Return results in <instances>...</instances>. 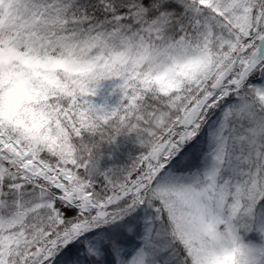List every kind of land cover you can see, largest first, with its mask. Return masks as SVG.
I'll list each match as a JSON object with an SVG mask.
<instances>
[{"label":"snow or ice","instance_id":"snow-or-ice-1","mask_svg":"<svg viewBox=\"0 0 264 264\" xmlns=\"http://www.w3.org/2000/svg\"><path fill=\"white\" fill-rule=\"evenodd\" d=\"M0 264H264V0H0Z\"/></svg>","mask_w":264,"mask_h":264},{"label":"trees","instance_id":"trees-1","mask_svg":"<svg viewBox=\"0 0 264 264\" xmlns=\"http://www.w3.org/2000/svg\"><path fill=\"white\" fill-rule=\"evenodd\" d=\"M119 100V94L112 96L109 100V103L115 105ZM101 102V101H98ZM127 159V150L126 149H121V158H120V162H126Z\"/></svg>","mask_w":264,"mask_h":264}]
</instances>
